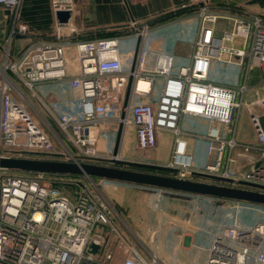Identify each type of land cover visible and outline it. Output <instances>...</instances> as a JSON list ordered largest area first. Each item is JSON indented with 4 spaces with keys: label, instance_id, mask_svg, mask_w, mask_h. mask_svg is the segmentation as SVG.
<instances>
[{
    "label": "built area",
    "instance_id": "built-area-1",
    "mask_svg": "<svg viewBox=\"0 0 264 264\" xmlns=\"http://www.w3.org/2000/svg\"><path fill=\"white\" fill-rule=\"evenodd\" d=\"M19 2L0 0L12 13L8 42L27 35L26 25L16 18ZM196 2L200 5L193 15L198 25L190 39V59L172 72L171 53H151L143 44L149 23L133 20L121 34L73 40L69 21L73 0H51L54 14L69 12L65 23L55 18L52 39L32 38L11 60L9 46L5 51L0 67V157L110 163L114 156L98 150V139L109 133L116 137L121 126L120 145L132 124L136 146L142 150L156 147L157 133L171 134L168 160L151 164L166 168V175L264 193V131L258 120L264 113V97L249 106L243 101L248 71L254 65L264 69V16L190 0ZM220 20L228 26L219 32ZM69 47L72 59L67 57ZM213 62L240 67L242 80L214 81ZM156 79L160 82L156 100H145L153 95ZM139 82L146 87H138ZM49 84L56 87L55 97L48 93ZM261 84L264 88V78ZM66 90L71 97L64 95ZM24 91L37 97L58 135L39 114L46 129L38 123ZM243 106L255 133L250 142L235 139ZM184 115L206 120L207 127L185 130L180 124ZM187 136L205 143L201 165L187 153ZM250 152L257 158L246 168L238 167L237 157ZM115 158L123 160L119 153ZM107 180L114 179L0 168V264H156L155 255L145 258L117 227L119 214L100 188ZM231 201L235 215L241 209L264 214V205ZM111 233L113 246L125 253L119 263L113 261V248H107ZM203 264H264V220L246 224L225 214Z\"/></svg>",
    "mask_w": 264,
    "mask_h": 264
},
{
    "label": "crops",
    "instance_id": "crops-1",
    "mask_svg": "<svg viewBox=\"0 0 264 264\" xmlns=\"http://www.w3.org/2000/svg\"><path fill=\"white\" fill-rule=\"evenodd\" d=\"M202 1L211 8L239 7L250 13L264 16V0ZM50 2L51 0H20L16 18L18 22L26 25L27 35L15 36L10 42H8V36L13 21L12 13L0 5V67L3 65L5 51L8 46L9 60H11L32 38L52 39L55 14L51 10ZM73 3L74 11L69 20L73 40L101 37L108 34H121L129 23L135 20L147 22L151 26V33L143 41L144 46L151 53L168 52L173 56L178 53L190 59L192 53L190 39L195 35L198 25L197 17L193 13H195L200 2L191 4L190 0H73ZM186 6L189 8L184 13L163 18L164 14ZM170 25L175 27L165 29ZM223 28H226V26L218 25L219 32ZM125 40L130 42L129 36H126ZM73 54L72 47H69L67 57L72 59ZM255 66L253 67L255 77L260 78L259 82L262 86L264 69L260 65ZM239 76L237 82L242 80V76ZM55 91L54 89L53 94L50 95L51 98L56 96ZM64 95L66 97L72 96L68 90L64 92ZM156 98L157 96L152 95L145 100L154 102ZM247 123L251 133L249 134L245 130L238 135V126H236L235 139L237 141L250 142L254 140L255 133L249 117ZM180 124L188 131H203L207 127L206 120L189 115H184ZM115 138L110 133L100 137L97 141L98 150L105 153L110 144L113 143L114 146ZM186 140L187 153L193 156L196 164L201 165L204 161V141L196 140L192 136H187ZM119 146L122 151V142ZM171 148V134L167 132L157 133V145L153 149V157L163 163L168 160ZM198 151L201 152V155ZM237 158L236 165L240 168H246L250 161L257 158V154L253 152L246 153L244 156L241 155ZM132 184L129 182L122 183L118 187L111 188L109 195L104 194L111 205L115 204L123 211V217L120 212L118 213L119 219L126 230L133 233L140 240V246L138 245L137 249L143 256L148 259L151 254L155 255L156 264H203L213 234L218 224L225 217V210H222L223 212L221 210H209L208 199L203 195H198L199 197L195 200L191 199L193 203H196L194 204L196 209L198 207L199 210H189L187 208L181 210L175 208V204L172 203L176 199H173L170 195L164 196L165 193H161V191H158L159 189L156 190L153 189L154 187L149 186L139 188L135 186L141 185ZM158 200H161V205L167 206L165 211H159L153 207ZM223 201L228 202V204L232 202L229 199ZM224 202L220 203L221 206L226 204ZM170 203L174 208L169 210L168 205ZM237 218L236 220L241 222ZM137 235L143 238L144 241L139 239ZM112 250L114 263H119L125 256L124 251L115 245Z\"/></svg>",
    "mask_w": 264,
    "mask_h": 264
},
{
    "label": "rangeland",
    "instance_id": "rangeland-1",
    "mask_svg": "<svg viewBox=\"0 0 264 264\" xmlns=\"http://www.w3.org/2000/svg\"><path fill=\"white\" fill-rule=\"evenodd\" d=\"M218 25H222V26L227 27L228 22L225 20H220L218 22ZM174 27L175 26L170 25V26L166 27L165 29H173ZM151 31L152 30L149 31V34L151 33ZM188 61H189V59L187 56H185V55L182 56V55H179L178 53H175L172 72H177L179 70L180 66L186 65L188 63ZM212 65H213V67H212V71L210 73V75H211L210 77L214 81L227 84V83H234V82H237L239 80L240 67L230 65V64H225V63H218V62H213ZM253 67H256V66L255 65L252 66L249 70L250 72H249V77L247 80L248 89H247L246 94H245L244 99H243L244 104L247 106H249L250 103L256 101L257 99L264 97V88H262V86L260 85V82H259L260 78L255 77ZM49 86H50V88H49L50 91H48V93H49V95H52L53 90L56 87L54 84H49ZM159 88H160V82L158 79H156L155 84H154V90L152 93L153 96L158 95ZM24 93H25V96L29 102V107L35 108V110L37 111V114L35 113V116L38 120V123L41 126H43L44 129H46L44 127L45 126L44 121H45L47 124H49V126L53 129V131L58 135L59 133H58L56 126L54 125L53 121L43 112L42 107L40 106V103H39V100L37 99V97L33 93H31L30 91H24ZM247 111L248 110H247V108H245V106H243L240 110V118H239V121L237 124L238 135L241 131H245V130H247L249 134L251 133L250 128L247 127V125H248V123H247L248 122ZM38 114L41 117H43L44 121L41 120V117ZM189 127L192 128V126H190V125H189ZM49 136L51 137V140L54 142V144L58 145L54 135L49 133ZM112 150H113V143L110 144V146L106 148V153L111 154ZM122 151H123V153H122ZM122 151L119 148L117 153H119V156L123 160H128V161H131L134 163L148 164V165L161 163L153 157V153H154L153 149L142 150L136 146L134 126L132 124L127 126V129L124 133V137H123V141H122ZM199 153L201 155V152H199ZM250 153H252V152H250ZM253 153H255V152H253ZM255 154H257V153H255ZM100 164L112 165L110 163H105V162H102ZM115 166L128 168V169H134V170H140V171H146V172H152V173H157V174H166L160 170H157V169L155 170L153 168H149V167H146L144 165L117 164ZM13 171L17 172V173H19V172L21 173L20 170H13ZM71 179H76V181L81 182V183L86 182V180L82 177H72ZM122 183H128V182L119 181V180H112V181L107 180L106 183L100 185V188L103 191V193H105L106 195H109L111 188L118 187V186L122 185ZM124 185H128V184H124ZM132 185H134V183ZM135 187L140 188V187H146V186L141 185V186H135ZM153 189H156V190L159 189L158 191H161V193H165L164 196L170 195V196H172L173 199H176V200L172 201V203L175 204V208H179L181 210H186V208L189 210L190 209L199 210L198 207L196 209V206H194V204H196V203L192 202V200H195L196 198L199 197L196 194L174 192V191L165 190V189H161V188H155V187ZM66 195L70 198V194L66 193ZM203 197H206V199H208L207 203H209V205H210L209 210H211V209L213 211H217V210L218 211H220V210L224 211L225 210V214L231 215L234 218L238 217L237 219H239V221H241V223L253 224V223L264 220V214H262L260 211L241 209L235 215V208L232 207V202H230V204H228V202L223 201L224 199H219V198H215L212 196H206V195H203ZM168 202H169V200H168ZM221 202H224L226 204H224V206H221V204H220ZM168 206H169L168 207L169 210L174 208V206L171 203ZM113 207L116 209V211L118 213L119 212L121 213L122 217L124 216L123 211L117 205L113 204ZM153 207L159 211H165L167 206L164 204L161 205V200H158L157 202H155ZM116 225L120 230L124 231L125 238L129 242V244H132L137 248L140 240H138L133 233H130V231L128 232L126 230L124 225L121 223L120 219L117 220ZM109 236H110V239L108 240V247L107 248L112 249L113 248V242L111 240V237L115 239V234L111 233ZM137 236L139 237V239L144 241V239L140 238L139 235H137Z\"/></svg>",
    "mask_w": 264,
    "mask_h": 264
},
{
    "label": "water",
    "instance_id": "water-1",
    "mask_svg": "<svg viewBox=\"0 0 264 264\" xmlns=\"http://www.w3.org/2000/svg\"><path fill=\"white\" fill-rule=\"evenodd\" d=\"M55 18L58 20L59 23H65L69 18V12L56 11ZM128 90L129 83L126 88V93L128 92ZM258 120L262 131H264V113L259 115ZM120 133L121 126H119L118 128L115 143L112 150V155L114 157L108 159L112 165H103L97 163L77 164L72 162L0 157V168L20 170L26 172H46L101 177L144 186L161 188L174 192L206 195L219 199L239 200L264 205V193L258 191H251L242 188H233L214 183H207L203 181L179 179L166 174H157L152 172L117 167L115 166L117 164L144 165L153 169L155 168L166 170V168L162 166L134 163L128 160H120L115 158L119 149ZM93 250H95V247L93 248Z\"/></svg>",
    "mask_w": 264,
    "mask_h": 264
},
{
    "label": "trees",
    "instance_id": "trees-1",
    "mask_svg": "<svg viewBox=\"0 0 264 264\" xmlns=\"http://www.w3.org/2000/svg\"><path fill=\"white\" fill-rule=\"evenodd\" d=\"M189 7L188 6H186V7H181V8H179V9H176L175 11H171L170 13H167V14H164L163 15V18H168V17H170V16H175V15H179V14H182V13H184L185 11H186V9H188ZM118 34H120V33H117L116 35H118ZM105 36H114L113 34H108V35H105ZM105 36H101V37H105ZM155 169V168H154ZM156 170V169H155ZM157 170H160V171H162V172H164L165 173V171L164 170H162V169H157ZM24 172V171H23ZM26 172V171H25ZM72 175V174H71ZM74 176H79V175H74ZM96 178V177H95Z\"/></svg>",
    "mask_w": 264,
    "mask_h": 264
},
{
    "label": "bare ground",
    "instance_id": "bare-ground-1",
    "mask_svg": "<svg viewBox=\"0 0 264 264\" xmlns=\"http://www.w3.org/2000/svg\"><path fill=\"white\" fill-rule=\"evenodd\" d=\"M138 87H140V88H145L146 85H145V83H143V82H139V83H138Z\"/></svg>",
    "mask_w": 264,
    "mask_h": 264
}]
</instances>
